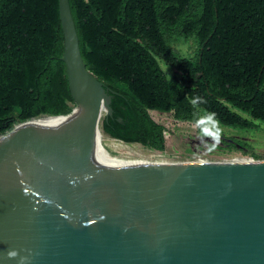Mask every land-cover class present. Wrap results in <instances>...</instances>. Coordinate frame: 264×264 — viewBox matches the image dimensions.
Listing matches in <instances>:
<instances>
[{"label": "water", "instance_id": "water-1", "mask_svg": "<svg viewBox=\"0 0 264 264\" xmlns=\"http://www.w3.org/2000/svg\"><path fill=\"white\" fill-rule=\"evenodd\" d=\"M59 14L76 108L0 137V264H264V160L97 151L112 96L87 68L69 0Z\"/></svg>", "mask_w": 264, "mask_h": 264}, {"label": "trees", "instance_id": "trees-1", "mask_svg": "<svg viewBox=\"0 0 264 264\" xmlns=\"http://www.w3.org/2000/svg\"><path fill=\"white\" fill-rule=\"evenodd\" d=\"M69 2L87 68L112 96L113 139L165 152L176 126L201 136L194 112L239 133L264 126V0ZM176 35L195 39L194 60L171 50ZM62 56L59 0H0V137L73 111Z\"/></svg>", "mask_w": 264, "mask_h": 264}, {"label": "rangeland", "instance_id": "rangeland-1", "mask_svg": "<svg viewBox=\"0 0 264 264\" xmlns=\"http://www.w3.org/2000/svg\"><path fill=\"white\" fill-rule=\"evenodd\" d=\"M168 45L177 55L194 60L198 52V44L194 38L184 39L172 36ZM105 118L98 127L99 148L113 155H124L147 161L169 162H221L230 163L241 159H254L253 154L243 152V147L252 148V152L260 154L264 159V126L260 130L239 133L217 124L219 129L215 137L194 136V128L176 126L172 141L167 142L165 152L149 150L140 144H126L110 138L104 131ZM235 145L238 149H233ZM255 160V159H254Z\"/></svg>", "mask_w": 264, "mask_h": 264}, {"label": "clouds", "instance_id": "clouds-1", "mask_svg": "<svg viewBox=\"0 0 264 264\" xmlns=\"http://www.w3.org/2000/svg\"><path fill=\"white\" fill-rule=\"evenodd\" d=\"M206 103V100L204 97L196 95L191 99L192 105L197 104H203ZM76 108V107H75ZM75 108L73 110H75ZM215 113L214 112H207L206 114H198L196 112L193 113V124L195 127L200 129V135L201 137L204 136H210L215 137L216 133H218L219 129L217 127V121L215 119ZM16 252H10V256H15ZM24 259V258H22Z\"/></svg>", "mask_w": 264, "mask_h": 264}, {"label": "bare ground", "instance_id": "bare-ground-1", "mask_svg": "<svg viewBox=\"0 0 264 264\" xmlns=\"http://www.w3.org/2000/svg\"><path fill=\"white\" fill-rule=\"evenodd\" d=\"M105 118V114L101 113L100 114V120ZM100 124V123H99ZM98 150L97 151H100V152H103V153H106V154H111L113 155L112 153L108 152V151H105V150H102L100 149L99 147L97 148ZM115 155V154H114ZM138 160H143V161H147V159H138ZM152 162H156V161H152Z\"/></svg>", "mask_w": 264, "mask_h": 264}]
</instances>
